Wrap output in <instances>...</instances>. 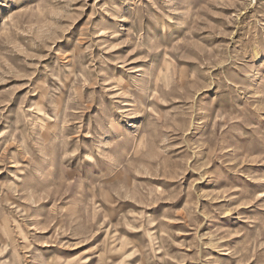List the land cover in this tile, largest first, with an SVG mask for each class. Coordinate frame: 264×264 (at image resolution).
Here are the masks:
<instances>
[{
    "label": "rangeland",
    "instance_id": "1",
    "mask_svg": "<svg viewBox=\"0 0 264 264\" xmlns=\"http://www.w3.org/2000/svg\"><path fill=\"white\" fill-rule=\"evenodd\" d=\"M0 264H264V0H0Z\"/></svg>",
    "mask_w": 264,
    "mask_h": 264
}]
</instances>
